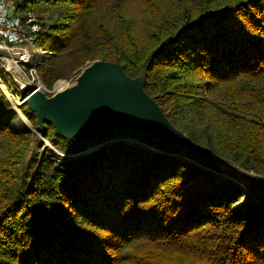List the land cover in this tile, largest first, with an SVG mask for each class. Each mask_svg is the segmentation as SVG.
Returning <instances> with one entry per match:
<instances>
[{"label":"trees","instance_id":"1","mask_svg":"<svg viewBox=\"0 0 264 264\" xmlns=\"http://www.w3.org/2000/svg\"><path fill=\"white\" fill-rule=\"evenodd\" d=\"M26 3L42 23L36 45L50 54L38 65L47 87L95 59L120 62L132 77L145 73L176 127L264 179V0ZM2 98L0 264H264V212L235 207L240 182H264L178 148L153 150L137 134L73 159L30 154L37 135L13 128ZM43 137L70 154L87 140L51 123Z\"/></svg>","mask_w":264,"mask_h":264},{"label":"water","instance_id":"2","mask_svg":"<svg viewBox=\"0 0 264 264\" xmlns=\"http://www.w3.org/2000/svg\"><path fill=\"white\" fill-rule=\"evenodd\" d=\"M145 82V73L132 77L120 62L95 59L82 68L71 85L51 95L41 89L25 87L22 100L25 99L23 103L36 115L42 137L46 123L53 124L59 135L68 138H88L104 129L137 131L214 162L247 181L264 182L252 172L197 144L176 127L146 91Z\"/></svg>","mask_w":264,"mask_h":264},{"label":"built area","instance_id":"3","mask_svg":"<svg viewBox=\"0 0 264 264\" xmlns=\"http://www.w3.org/2000/svg\"><path fill=\"white\" fill-rule=\"evenodd\" d=\"M41 30V19L35 10L29 7L26 0H0V90L2 95L8 97L12 92L15 94L19 92L20 102L23 103L25 99L22 100V94L25 87L41 89L46 94L51 92L43 81L35 61L37 51L46 52L36 45ZM33 45L36 49L30 48ZM101 144L91 145L80 153L74 154V157L91 152L99 148Z\"/></svg>","mask_w":264,"mask_h":264},{"label":"rangeland","instance_id":"4","mask_svg":"<svg viewBox=\"0 0 264 264\" xmlns=\"http://www.w3.org/2000/svg\"><path fill=\"white\" fill-rule=\"evenodd\" d=\"M31 49H36V46H30ZM36 57H35V61L36 63L39 65L41 63H43L45 61L46 58L49 57V52H41V51H37L35 53ZM79 73L75 74L74 76H72L71 78L68 79H59L57 80L53 86L51 88H49L51 90L50 93L48 94H53L54 92H56L58 89V83L60 81H64V87L71 85L77 75ZM63 88V87H61ZM53 91V92H52ZM20 93L18 92L17 94L13 93L10 94L8 97L3 95L2 98V104H1V114L4 118H8L10 120L11 125L13 126V128L15 130H20V131H32L34 132L37 137L34 138V141L32 143V148L30 151V154L32 153H36L38 156H41L43 153L46 152V148L52 149L56 152H58V154L60 155V159L62 157H67V158H74V154H70L67 152H64L60 149H57L56 147H54L48 140H44V138L39 134V130H38V126L37 124L35 125L33 123V119H32V115L33 112L31 111V109H26L24 107H22L23 103L20 102V97H19ZM18 110V111H17ZM17 113H22L23 116H25V120H21L20 117L18 116ZM110 129H104L101 132L97 133L94 136L88 137L86 140V146L85 149L90 147L91 145H93L94 143H99L101 141H103L105 138H118L121 140H128V141H139V139L134 137V134H137V136L140 139L143 140H148L149 142H153L154 144H149L145 141H143V143L156 151L161 152V150H163L162 148L160 149V147H158L157 145L164 147L168 150H175L176 147H172L170 145H167L166 143H164V141L155 138V137H149L144 133L141 132H137V131H132L131 136L129 138V132L126 131H122V130H112L109 134H105L107 133V131ZM132 139V140H131ZM150 145H152L153 147H150ZM182 154V153H181ZM182 157V156H181ZM184 158V157H182ZM223 175L228 176L229 174L226 173V168L223 167ZM244 183V182H243ZM261 183V182H260ZM240 185V184H239ZM248 188V190H246L242 185H240L243 188V195L241 196V198L235 203V207L237 208V210L241 213V214H256V213H262L264 212V184H254V186H252L251 188L248 187L247 184H245ZM251 195H255L257 199L253 198Z\"/></svg>","mask_w":264,"mask_h":264},{"label":"bare ground","instance_id":"5","mask_svg":"<svg viewBox=\"0 0 264 264\" xmlns=\"http://www.w3.org/2000/svg\"><path fill=\"white\" fill-rule=\"evenodd\" d=\"M61 87H63L64 88V81L62 80V81H60L59 83H58V88H60V89H62ZM18 111V110H17ZM18 114V116L20 117V119L21 120H25V116H23V114L22 113H17ZM130 138V137H129ZM94 145V144H93ZM150 146H152V145H150ZM153 147V146H152ZM182 157H184V158H188L186 155H184V154H180ZM240 184L246 189V190H248V188H247V186L243 183V182H240ZM253 198H255V199H257L256 198V196L255 195H251Z\"/></svg>","mask_w":264,"mask_h":264}]
</instances>
